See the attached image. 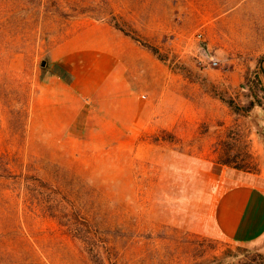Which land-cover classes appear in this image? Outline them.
I'll use <instances>...</instances> for the list:
<instances>
[{
    "label": "rangeland",
    "instance_id": "1",
    "mask_svg": "<svg viewBox=\"0 0 264 264\" xmlns=\"http://www.w3.org/2000/svg\"><path fill=\"white\" fill-rule=\"evenodd\" d=\"M111 14L166 60L126 36L139 121L79 150L37 101L55 49ZM262 71L264 0H0V264H264L205 234L219 165L264 168Z\"/></svg>",
    "mask_w": 264,
    "mask_h": 264
},
{
    "label": "crops",
    "instance_id": "2",
    "mask_svg": "<svg viewBox=\"0 0 264 264\" xmlns=\"http://www.w3.org/2000/svg\"><path fill=\"white\" fill-rule=\"evenodd\" d=\"M132 43L108 24L76 32L53 52L51 79L39 95L46 133L79 150L119 142L139 121L141 100L130 81ZM207 234L264 255V168L219 165Z\"/></svg>",
    "mask_w": 264,
    "mask_h": 264
},
{
    "label": "trees",
    "instance_id": "3",
    "mask_svg": "<svg viewBox=\"0 0 264 264\" xmlns=\"http://www.w3.org/2000/svg\"><path fill=\"white\" fill-rule=\"evenodd\" d=\"M111 17V22L114 26L115 29H117L118 31H120L121 33H123L125 36L130 37L134 42L139 43V41L137 39H135L134 37H131L130 35H128L127 33H124V31L122 29H120L118 27V25L115 23V16L114 15H110ZM145 50H147L149 53H151L156 59L160 60V61H164L166 60L163 56L160 55L158 49L152 45H149L147 43H139ZM263 80H264V71L261 72ZM251 92H252V96L254 98V100H256V92L254 89L251 88ZM219 99L221 100V102L223 104H225L235 115H240L242 112L246 115H249V113L251 112V110L255 107V104L253 102L249 103V106L247 108L242 109L241 107H239L238 105L235 104V102L231 99H225L224 97H219ZM258 105V104H257ZM257 132L258 129H257ZM261 135V134H260ZM262 136V135H261Z\"/></svg>",
    "mask_w": 264,
    "mask_h": 264
},
{
    "label": "water",
    "instance_id": "4",
    "mask_svg": "<svg viewBox=\"0 0 264 264\" xmlns=\"http://www.w3.org/2000/svg\"><path fill=\"white\" fill-rule=\"evenodd\" d=\"M42 66H44V62H42Z\"/></svg>",
    "mask_w": 264,
    "mask_h": 264
}]
</instances>
